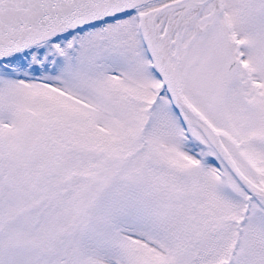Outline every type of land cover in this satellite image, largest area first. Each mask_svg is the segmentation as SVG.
I'll use <instances>...</instances> for the list:
<instances>
[{
  "label": "snow or ice",
  "instance_id": "obj_1",
  "mask_svg": "<svg viewBox=\"0 0 264 264\" xmlns=\"http://www.w3.org/2000/svg\"><path fill=\"white\" fill-rule=\"evenodd\" d=\"M0 264H264V0H0Z\"/></svg>",
  "mask_w": 264,
  "mask_h": 264
}]
</instances>
